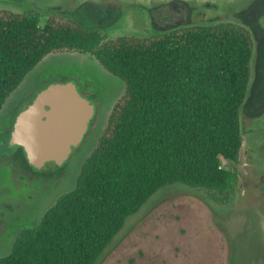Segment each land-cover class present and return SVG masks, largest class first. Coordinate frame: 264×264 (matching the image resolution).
<instances>
[{
    "label": "trees",
    "instance_id": "1",
    "mask_svg": "<svg viewBox=\"0 0 264 264\" xmlns=\"http://www.w3.org/2000/svg\"><path fill=\"white\" fill-rule=\"evenodd\" d=\"M56 52L92 56L122 82L123 94L73 190L36 227L20 232L0 264H97L126 219L161 188L179 184L222 202L234 193L237 173L221 163L239 162L240 110L254 53L248 29L221 22L106 40L66 16L50 14L40 26L1 10L0 109Z\"/></svg>",
    "mask_w": 264,
    "mask_h": 264
},
{
    "label": "rangeland",
    "instance_id": "2",
    "mask_svg": "<svg viewBox=\"0 0 264 264\" xmlns=\"http://www.w3.org/2000/svg\"><path fill=\"white\" fill-rule=\"evenodd\" d=\"M1 10L26 14L40 26L50 14L66 16L106 40L221 22L248 29L254 53L240 110L239 162L221 163L237 173L234 193L222 202L210 192L179 184L161 188L126 219L97 264H264V0H0ZM69 80L94 104V117L81 144L58 167L57 178H44L57 169L47 164L43 175L20 187L16 182L13 192L4 191L10 195L6 203L11 213L0 219L8 224L0 229V259L10 253L20 232L36 227L58 198L73 190L111 108L123 94L122 82L92 56L50 53L5 100L0 138H7L14 113L25 107L30 94L49 82ZM10 149L0 143V155ZM3 165L8 167L0 172V188L8 185L4 176L11 168L7 158Z\"/></svg>",
    "mask_w": 264,
    "mask_h": 264
},
{
    "label": "water",
    "instance_id": "3",
    "mask_svg": "<svg viewBox=\"0 0 264 264\" xmlns=\"http://www.w3.org/2000/svg\"><path fill=\"white\" fill-rule=\"evenodd\" d=\"M94 114V104L74 81L50 83L15 116L8 146L20 147L36 170L60 167L81 144Z\"/></svg>",
    "mask_w": 264,
    "mask_h": 264
},
{
    "label": "flooded vegetation",
    "instance_id": "4",
    "mask_svg": "<svg viewBox=\"0 0 264 264\" xmlns=\"http://www.w3.org/2000/svg\"><path fill=\"white\" fill-rule=\"evenodd\" d=\"M81 94H83V93H81ZM82 96L86 97L85 95H82ZM30 103H28V101H27V103L25 104V107ZM24 108L22 107L20 109V111ZM17 114L13 115V117H12V120H11L12 123L10 126L11 129H12V124H13L14 118ZM11 129H10V131H11ZM9 134H10V132H9ZM8 137H9V135H8ZM4 142L6 145H8V138H5L4 140L2 138H0V143L2 144ZM16 152H17L16 147H11V149L9 151H7L5 154L0 155V156H2V160H0V172L3 171V169L6 171V168L8 167V166L5 167L3 165V159L7 158L10 161V165H11L10 172L5 173V176H4V180H5L4 182L8 183V185L4 184V187L0 188V219L7 217L9 215V213H11L7 207L9 205V203H6V201H7L6 199H10V195H9V197H6L7 193L4 191L5 190L10 191V189H11V192H13L16 182H18V185H19L20 183H25V181L27 179L33 180V178L37 177L38 175H41V174L43 175V170L46 169L45 167L40 169V170H36V169L32 168L28 163L23 162V160L19 156H17ZM50 166L57 167V169H56V171H52V172L44 174L43 175L44 178H48V179L57 178L59 176L58 166H56V165L54 166V164H50ZM6 186L8 187V189L6 188ZM19 187H20V185H19ZM5 193H6V195H5ZM18 194H20V191L18 192ZM11 197H13V196H11ZM3 211L6 212L7 214L5 215L3 213ZM7 227H8L7 222H5V221L0 222V229H6Z\"/></svg>",
    "mask_w": 264,
    "mask_h": 264
}]
</instances>
